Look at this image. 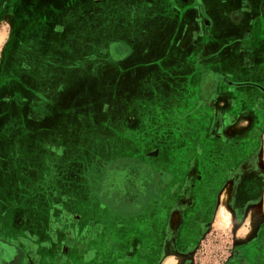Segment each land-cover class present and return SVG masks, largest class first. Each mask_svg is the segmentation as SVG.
Listing matches in <instances>:
<instances>
[{"label":"crops","instance_id":"obj_1","mask_svg":"<svg viewBox=\"0 0 264 264\" xmlns=\"http://www.w3.org/2000/svg\"><path fill=\"white\" fill-rule=\"evenodd\" d=\"M23 1L10 0L7 8L18 17ZM32 1L45 9V0ZM64 4L71 10L70 18L79 23L80 28L72 26L79 32L67 29L62 19L66 24L55 34H109L104 28L110 23L115 27L112 34H122L123 42L143 34L139 55L147 57V75L158 70L162 76L158 85L151 74L145 86L165 90L162 100L182 109L161 115L180 120L181 125L161 130L167 137L156 147L165 167L178 168L173 174L177 186L159 191L158 199H149L138 209L116 211L97 191L89 192L80 177L64 181L47 200L22 195V201L28 199L30 204L23 202L13 213L23 218L22 225H16L14 234L0 235V240L22 250L17 264H197L196 243L184 248L190 239L195 242L199 218L230 213L231 184L245 180L243 168L264 166L258 158L264 136V112H260L264 0H65ZM38 17L39 24L56 21L42 12ZM113 43L122 47L119 41ZM170 87L178 88L175 94ZM255 103L259 112L242 116V110H252ZM189 167L197 168V176L186 188ZM187 189L196 194L189 196ZM260 201L257 205L263 204ZM7 209L8 204L1 202V220ZM249 209L244 207L245 216ZM30 245L36 247L33 255Z\"/></svg>","mask_w":264,"mask_h":264},{"label":"rangeland","instance_id":"obj_2","mask_svg":"<svg viewBox=\"0 0 264 264\" xmlns=\"http://www.w3.org/2000/svg\"><path fill=\"white\" fill-rule=\"evenodd\" d=\"M9 1L0 0V203L8 204L7 215L3 220L0 216V235L14 234L17 224L21 227L23 218L13 213L23 202L30 204L28 199L22 201V195L47 200L64 181L79 177L89 192H95L96 181L115 162L135 158L152 164L163 179L173 176L178 168L171 167V172L165 167L156 147L167 137L161 136V130L181 125L180 120L161 115L182 109L176 102L162 100L165 90L145 86L152 73L146 72L147 57L139 55L143 34L123 42L122 34H112V23L104 28L109 34H55L66 23L67 29L71 26L79 32L65 0H45V9L37 1L24 0L19 7L23 16L17 22L15 12L6 7ZM41 12L56 21L39 24ZM113 41L122 44L118 51L123 56L114 55ZM135 52L138 55L132 56ZM152 75L159 85L158 70ZM177 90L170 87L169 91ZM256 108L255 103L241 114L259 112ZM261 138L258 158L264 162ZM245 169L264 178V166ZM196 173L197 168L189 167L183 186L189 188ZM236 185L231 184V194ZM187 190L190 196L191 189ZM263 192L264 182H260L257 192L246 193L243 201L250 208L246 216L231 204L230 213L199 218L196 240L188 242L197 245V264H264ZM259 199L263 204L257 205ZM29 249L35 254V246ZM22 253L17 249V258Z\"/></svg>","mask_w":264,"mask_h":264},{"label":"flooded vegetation","instance_id":"obj_3","mask_svg":"<svg viewBox=\"0 0 264 264\" xmlns=\"http://www.w3.org/2000/svg\"><path fill=\"white\" fill-rule=\"evenodd\" d=\"M11 10L13 11L12 8ZM19 12V15L21 16V11L18 10V13ZM15 17L14 21L17 22L20 18L16 15ZM112 46L114 55L120 57L123 56L122 53L118 51L121 49L119 44L113 43ZM109 167L110 168L105 171L103 177L98 181L97 192L100 199L103 198L105 203L110 207H113V209H116V211H130L133 208L138 209L142 206L143 202L146 203L149 199H158L159 191H172L177 186L176 180L173 181L172 179L173 176L163 179L152 164L135 158H129L127 161L125 159V161H121L120 163L115 162L110 164ZM250 170H246L247 177H243L245 179L244 181L234 182L237 183L236 189L232 194L230 193V206L231 204H237L241 211L246 207L245 202L243 201L246 197V193L249 191H252L253 193L257 192L258 184L263 182V176L259 175V173H257L258 171H254L253 169ZM242 173L240 175H242ZM249 184H253V188H249L248 186H251ZM208 187H211V185L209 184ZM187 248L190 249L191 245L188 244ZM17 249L20 250L19 247H16L5 240H0V264H17L18 259L20 258H17L16 256Z\"/></svg>","mask_w":264,"mask_h":264}]
</instances>
